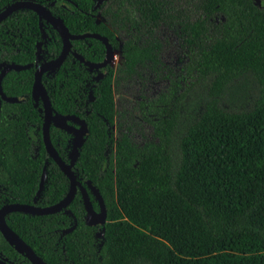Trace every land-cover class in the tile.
Masks as SVG:
<instances>
[{
  "label": "trees",
  "instance_id": "16d2710c",
  "mask_svg": "<svg viewBox=\"0 0 264 264\" xmlns=\"http://www.w3.org/2000/svg\"><path fill=\"white\" fill-rule=\"evenodd\" d=\"M11 1L0 0V9ZM36 1L72 33L105 35L123 56L115 72L107 64L98 79L71 52L41 75L52 108L87 123L72 170L95 209L98 202L85 181L98 189L106 217L87 224L77 190L57 212L10 211L6 223L50 264H264V0H198V15L180 22L196 48L194 77L147 102L153 136L141 142L116 116L113 77L118 87L160 62L161 42L154 33L170 15L171 0H103L96 8V0ZM97 13L104 20L96 21ZM42 21L47 37L39 61L55 57L62 46L57 30ZM41 39L38 16L29 8L0 21V63H31L0 80L2 91L18 98L0 97V206L48 205L69 186L45 149L41 101L35 105L31 93ZM71 43L91 61L104 56L97 38ZM49 136L68 161L71 133L50 124ZM0 257L8 264H34L1 232Z\"/></svg>",
  "mask_w": 264,
  "mask_h": 264
},
{
  "label": "water",
  "instance_id": "95a60500",
  "mask_svg": "<svg viewBox=\"0 0 264 264\" xmlns=\"http://www.w3.org/2000/svg\"><path fill=\"white\" fill-rule=\"evenodd\" d=\"M103 0H96L94 7H98ZM29 8L38 16L39 27L42 35V39L36 42L35 50V60L34 65L35 69L33 72V83H32V96L34 98L35 105H38V100L41 101V105L38 106L42 111L43 121H42V140L45 146L47 153L55 161L58 167L65 173L69 180L68 190L65 195L58 201L48 204V205H35L33 203H22V202H8L0 206V232L3 237L13 245L18 251L24 254L32 263L34 264H50L43 260L36 252L14 231L5 220L6 213L10 211H25L33 214H47L57 212L69 204L73 199L77 188H79L83 200V205L85 208L84 219L87 224L93 225L96 223H103L106 217V208L100 195L98 189L91 184L90 180H86L87 186L90 188L92 194L97 199L99 209L95 210L93 208L92 202L89 198V194L86 190V187L76 178L75 173L72 170V165L75 162V159L78 155V148L84 141V136L88 132V126L85 119L76 114L70 113H59L52 108L48 93L45 86L42 83L41 75L45 70L52 71L54 68L58 67L63 60L66 58L67 54L71 52L79 61L84 63L89 69H97L106 66L110 63V58L113 52V47L108 41V38L95 31H86L80 33H72L69 31L65 25L62 18L52 14L50 9L43 4L42 2L36 0H13L6 4L2 9H0V21L6 17L12 11L18 8ZM51 24L59 33L62 46L60 52L53 58L39 61L40 53L42 50V44L47 37V33L43 28V21ZM98 21V20H96ZM83 37H94L99 39L105 46L104 56L100 61H91L85 58L79 52L72 50V39L83 38ZM31 63L20 64L16 62H1L0 63V80L2 76L10 69H23L30 66ZM101 75L98 74L96 78ZM0 97L5 101H16L18 98L16 96L6 95L1 88L0 84ZM69 121L76 122L77 125L70 123ZM53 124L55 127L64 129L71 133V149L69 153V160L65 161L57 152L56 148L52 144V141L49 136V126ZM45 170L42 168L38 188L36 194L39 193L43 185ZM75 225L74 223L71 226L64 228L62 231H70ZM0 264H8L4 258L0 257Z\"/></svg>",
  "mask_w": 264,
  "mask_h": 264
},
{
  "label": "rangeland",
  "instance_id": "374dc122",
  "mask_svg": "<svg viewBox=\"0 0 264 264\" xmlns=\"http://www.w3.org/2000/svg\"><path fill=\"white\" fill-rule=\"evenodd\" d=\"M198 6V0H171L170 15L164 17L154 33L161 42L160 62L155 67L139 69L130 80L121 81L118 87L115 86L113 77L116 116L120 114V123L129 128L136 142L153 136L152 124L147 120L152 117L147 102L180 90L194 77L193 59L196 57V48L187 41L189 35L182 30L180 22L196 17L199 13ZM96 20L104 19L101 14H97ZM115 39L121 43L120 34L117 32ZM122 61L120 49L113 48L109 63L113 72ZM195 97V92L186 97L185 105L189 100L193 102ZM112 129L117 135L115 125Z\"/></svg>",
  "mask_w": 264,
  "mask_h": 264
},
{
  "label": "flooded vegetation",
  "instance_id": "af4514ba",
  "mask_svg": "<svg viewBox=\"0 0 264 264\" xmlns=\"http://www.w3.org/2000/svg\"><path fill=\"white\" fill-rule=\"evenodd\" d=\"M97 14H100V13H97ZM96 14V15H97ZM99 21V20H98ZM45 23H47V22H45ZM105 67V66H104ZM90 70H95V74H94V78L95 79H98L99 77H101V76H103V73H104V69H103V67H101V68H97V69H90ZM101 73V75L98 77V78H96V76L98 75V74H100ZM70 123H73L74 125H77V123L76 122H73V121H69ZM86 183V182H85ZM87 185V184H86ZM88 187V186H87ZM89 188V187H88ZM77 190H79V188H77ZM89 190H90V188H89ZM91 191V190H90ZM92 193V192H91ZM90 198V197H89ZM97 200V199H96ZM95 209V208H94ZM98 209H99V207H98ZM98 209H95V210H98ZM96 224H100V223H96ZM96 224H94V225H96ZM96 235L97 236H99L100 235V231H97V233H96Z\"/></svg>",
  "mask_w": 264,
  "mask_h": 264
}]
</instances>
